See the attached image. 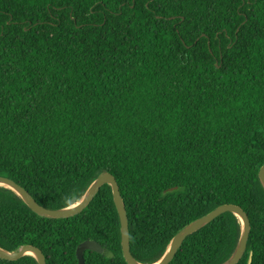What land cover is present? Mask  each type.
Returning a JSON list of instances; mask_svg holds the SVG:
<instances>
[{
  "label": "trees",
  "instance_id": "trees-1",
  "mask_svg": "<svg viewBox=\"0 0 264 264\" xmlns=\"http://www.w3.org/2000/svg\"><path fill=\"white\" fill-rule=\"evenodd\" d=\"M264 0H0V176L42 207L119 186L130 250L157 262L174 235L222 204L251 230L238 264H264ZM241 233L225 213L170 264H222ZM126 264L104 185L77 216L47 219L0 187V247L46 264ZM0 264H37L25 256Z\"/></svg>",
  "mask_w": 264,
  "mask_h": 264
},
{
  "label": "water",
  "instance_id": "water-1",
  "mask_svg": "<svg viewBox=\"0 0 264 264\" xmlns=\"http://www.w3.org/2000/svg\"><path fill=\"white\" fill-rule=\"evenodd\" d=\"M259 181L264 189V165L260 168L258 173ZM108 185L112 191L113 202L120 221V234H121V250L123 258L126 264H141L139 263L131 254L130 250V237H129V221L127 217V212L125 209V204L120 193L119 186L115 177L109 172H103L99 174L96 179L89 185L83 196L76 203L59 209H49L40 206L34 198L24 189L22 186L17 184L12 179L0 176V187L12 191L16 196H18L24 204L36 215L47 218V219H66L79 215L95 198L100 189ZM225 213H231L236 216L241 223V233L237 245L232 252L231 256L222 264H238L243 258L249 240L251 225L247 214L244 210L234 204H222L210 211L208 214L192 221L179 232H177L168 244L166 251L163 256L153 264H170V262L176 256L178 250L183 245L187 237L198 232L215 219L220 217ZM90 244V249H85L89 251L98 252L101 254H106V251L94 242H86ZM83 250V252H85ZM84 254V253H83ZM83 254H80L78 259L79 264H85L83 259ZM25 256H30L35 259L37 264H46V258L41 250L32 245H24L14 251H7L0 247V259L5 261H17ZM252 262V252L248 253L247 263Z\"/></svg>",
  "mask_w": 264,
  "mask_h": 264
},
{
  "label": "rangeland",
  "instance_id": "rangeland-1",
  "mask_svg": "<svg viewBox=\"0 0 264 264\" xmlns=\"http://www.w3.org/2000/svg\"><path fill=\"white\" fill-rule=\"evenodd\" d=\"M90 244H87V243H84V244H81L79 247H78V249H77V257H78V259H79V257H80V254L82 255L84 252H83V250H85V249H90ZM86 251V250H85Z\"/></svg>",
  "mask_w": 264,
  "mask_h": 264
}]
</instances>
